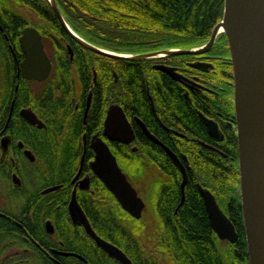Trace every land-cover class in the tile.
Masks as SVG:
<instances>
[{"label":"flooded vegetation","instance_id":"1","mask_svg":"<svg viewBox=\"0 0 264 264\" xmlns=\"http://www.w3.org/2000/svg\"><path fill=\"white\" fill-rule=\"evenodd\" d=\"M57 6L70 29L81 37L66 20L58 3ZM43 12L57 17L63 33L56 29L58 22L55 19L40 17ZM5 13L13 14L16 23L10 26L0 19V264H93L99 261L100 254L109 256L83 226L73 222L69 211L76 189L77 200L90 221L84 205L86 200L93 202L96 199L93 183L98 177L91 168L95 158L91 144L95 135L109 145L118 163L114 149L125 146L133 152L148 155L149 212L154 218L179 214L188 203L190 184L202 199L205 212H200L201 217L207 216L210 224L200 187L211 191L216 200L217 197L196 179L201 157L216 162L222 156L231 161L233 168L237 165L239 169L235 81L231 53H226L224 44L220 43L223 35H218L204 53L138 59L149 63L145 64L148 75L143 74L146 101L141 105L135 92L127 95L130 93L125 85L131 83V78L123 69H112L109 75L102 76L92 67L89 83L82 77L79 78L81 81L73 77L68 85H61L63 71L56 73L58 65L64 64L66 57L72 64L76 59L83 62L86 57L82 48L90 49L68 32L49 0L47 4L35 3L32 7L9 0L6 5H0V15ZM26 28L39 32L52 65L49 76L41 81L24 76L23 64L27 55L20 38ZM60 43L64 52L57 49L61 47ZM228 63L232 65L231 71ZM160 66L174 68L181 79L159 69ZM74 70L75 67L70 73ZM108 79L116 85L115 96L108 92ZM169 87L177 97V104L163 98L165 88ZM97 91H101V98L95 120ZM111 105L120 106L125 113L135 134L132 143L110 141L104 135V123ZM28 110L35 113L42 126L28 121L24 115ZM190 112L194 118L190 117ZM204 119L215 123L218 131L212 133ZM97 122L100 125L94 124ZM143 125L159 142L147 135ZM3 142L7 144L6 149ZM26 151H30L34 159ZM169 151L178 157L188 175L182 205L183 170ZM61 155L58 164L51 161L53 156ZM171 166L172 172H169ZM48 170H58L59 179H55V173L50 178ZM136 190L147 207L139 187ZM239 192L241 196V186ZM195 215L200 216L199 213ZM13 233L21 236L20 242L10 241ZM81 239H89L92 243L80 242Z\"/></svg>","mask_w":264,"mask_h":264},{"label":"trees","instance_id":"2","mask_svg":"<svg viewBox=\"0 0 264 264\" xmlns=\"http://www.w3.org/2000/svg\"><path fill=\"white\" fill-rule=\"evenodd\" d=\"M8 1L0 0V5H6ZM14 1L28 7L35 3H48V0ZM56 1L66 20L82 38L117 53L145 54L171 48L184 50L197 47L209 41L214 28L222 21L224 13V0ZM40 17L55 19L56 23L58 22L54 14L46 15L43 12ZM0 19L6 25L14 26L16 23L15 16L10 13L0 15ZM59 25L58 22L56 29H61L60 33H63ZM222 35L220 43L224 44L226 53H229L227 38ZM57 49L64 52L62 45ZM82 50L86 57L83 62L76 59L72 64L66 57L64 64L61 62L58 65L56 73L63 71L60 79L62 86L68 85L73 77H77L79 81L82 77L85 83H89L93 76L92 67H95L102 76L105 73L109 75L112 69L116 71L123 69L131 78V83L125 85L130 93L127 95L135 92L136 98H140L141 105L143 102L145 104L144 76L148 75L145 65L149 64L147 61L110 58L85 48ZM227 65L231 71L232 65L230 63ZM73 67L75 70L70 73ZM107 85L109 94L115 96L114 82L108 79ZM97 97V109L93 113L95 120L99 113L101 91H97ZM163 98L173 105L177 104V97L170 87L165 88ZM190 117L194 118L191 112ZM94 124L98 126L100 122ZM57 127L62 131L59 125ZM114 151L117 152L124 172L134 186L139 187L140 194L147 203L146 209L149 210V200L137 182L141 176L145 177L148 173L150 164L148 155L141 151L133 152L127 146ZM61 157L62 155L53 156L51 161L58 164ZM219 159L214 162L207 157H201L196 168V179L214 192L219 204L227 211L239 234L236 243L221 240L211 228L207 216L201 217L200 212H205V208L200 195L189 186L190 184L187 188L188 203L175 216L149 217L145 209L142 217L136 219L120 206L114 195L98 178L93 183L96 199L93 202L86 200L84 208L97 233L122 249L133 264H250L241 211L240 171L237 165L233 168L228 159L222 156ZM171 168L173 167L169 168V172H172ZM48 172L50 178H53L52 175L55 173V179H59L58 170ZM195 213H199L200 216ZM10 241L20 242L21 236L13 233ZM80 242L92 243L89 239H81ZM98 259L99 261H94L93 264H120L106 255L100 254Z\"/></svg>","mask_w":264,"mask_h":264},{"label":"water","instance_id":"3","mask_svg":"<svg viewBox=\"0 0 264 264\" xmlns=\"http://www.w3.org/2000/svg\"><path fill=\"white\" fill-rule=\"evenodd\" d=\"M49 1L64 27L78 42L88 49L110 58L138 60L160 55L199 54L206 52L219 34L224 33L227 36L235 81L240 186L249 263L264 264V24L260 28L253 27L251 18L253 0H224L223 19L214 28L207 45L197 49H172L143 55L116 53L85 41L67 25L56 1ZM222 26L224 30L220 32ZM20 43L27 55L23 64L24 76L39 81L46 79L51 72L52 65L44 51L39 32L33 28H26L20 38ZM159 69L171 74L176 79H181L175 73L174 68L160 66ZM24 115L30 123L43 125L32 111H25ZM204 120L212 133L218 131L215 123L207 119ZM104 126V135L110 141L132 143L135 139L133 128L118 105L109 107ZM143 128L151 139L159 142L144 125ZM3 147L7 148L6 142H3ZM91 147L95 151V158L91 162V168L95 175L115 196L125 211L132 217L140 219L146 204L119 166L109 145L101 137L95 135ZM169 153L177 166L183 170L182 205L185 199L188 175L178 157L170 151ZM26 154L34 159L30 151H26ZM200 192L205 201L212 229L221 240L236 243L239 234L231 219L220 208L215 196L203 187H200ZM69 211L73 222L83 226L87 234L110 257L116 259L120 264H133L122 249L101 238L95 232L77 200L76 189L72 195Z\"/></svg>","mask_w":264,"mask_h":264},{"label":"bare ground","instance_id":"4","mask_svg":"<svg viewBox=\"0 0 264 264\" xmlns=\"http://www.w3.org/2000/svg\"><path fill=\"white\" fill-rule=\"evenodd\" d=\"M252 22L253 27L260 28L264 24V0H253V6H252ZM224 30V27L222 26L220 29V32Z\"/></svg>","mask_w":264,"mask_h":264},{"label":"rangeland","instance_id":"5","mask_svg":"<svg viewBox=\"0 0 264 264\" xmlns=\"http://www.w3.org/2000/svg\"><path fill=\"white\" fill-rule=\"evenodd\" d=\"M25 10V9H24ZM30 16L31 15H33V14H29ZM34 17H35V19H36V16L35 15H33ZM33 17V18H34ZM219 35H222V34H219ZM204 44H201V45H199V46H197V47H193V48H190V49H197V48H201L202 46H203ZM172 49H180V48H171V49H167V50H172ZM165 51V50H164ZM160 52V51H159ZM153 54V53H152ZM149 175H146L145 177H140L138 180H137V182H138V185L140 186V188H141V190L143 191V193L147 196V199L149 200L150 198H149V195H150V189H149ZM150 203V202H149ZM147 210V213H148V216L150 217H152V215H151V213L149 212V210H148V208L146 209ZM145 210V211H146Z\"/></svg>","mask_w":264,"mask_h":264}]
</instances>
